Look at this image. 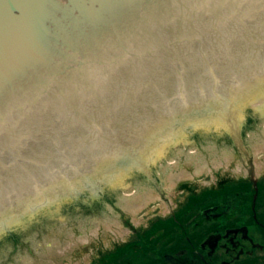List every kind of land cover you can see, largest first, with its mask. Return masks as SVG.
<instances>
[{
  "label": "water",
  "instance_id": "water-1",
  "mask_svg": "<svg viewBox=\"0 0 264 264\" xmlns=\"http://www.w3.org/2000/svg\"><path fill=\"white\" fill-rule=\"evenodd\" d=\"M263 96L264 0H0V252Z\"/></svg>",
  "mask_w": 264,
  "mask_h": 264
},
{
  "label": "rangeland",
  "instance_id": "rangeland-1",
  "mask_svg": "<svg viewBox=\"0 0 264 264\" xmlns=\"http://www.w3.org/2000/svg\"><path fill=\"white\" fill-rule=\"evenodd\" d=\"M225 144L229 145L227 151L221 148ZM237 152L228 142L213 138L172 149L150 170L157 186L147 176L126 182L106 194L103 205L97 202L75 212L0 252V264H109L117 249L146 232L152 222L165 219L160 215L184 199L183 182L198 188L218 178L243 174ZM250 160L253 172L259 174L264 169V120L253 133ZM132 199L135 206H126ZM128 252L122 254L124 258L131 256Z\"/></svg>",
  "mask_w": 264,
  "mask_h": 264
},
{
  "label": "flooded vegetation",
  "instance_id": "flooded-vegetation-1",
  "mask_svg": "<svg viewBox=\"0 0 264 264\" xmlns=\"http://www.w3.org/2000/svg\"><path fill=\"white\" fill-rule=\"evenodd\" d=\"M237 153L243 174L198 188L183 182L184 199L126 242L130 257L117 249L109 264H264V169L255 174L250 157Z\"/></svg>",
  "mask_w": 264,
  "mask_h": 264
},
{
  "label": "bare ground",
  "instance_id": "bare-ground-1",
  "mask_svg": "<svg viewBox=\"0 0 264 264\" xmlns=\"http://www.w3.org/2000/svg\"><path fill=\"white\" fill-rule=\"evenodd\" d=\"M221 148H222V150H223V151H224V150H226V151H227V149H226V148H229V145H226V144H225V145H222V146H221ZM73 214H74V213H73ZM71 215H72V214H71Z\"/></svg>",
  "mask_w": 264,
  "mask_h": 264
}]
</instances>
